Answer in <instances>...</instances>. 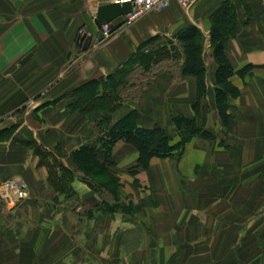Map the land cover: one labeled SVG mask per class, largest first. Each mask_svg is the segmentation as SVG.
<instances>
[{"label": "crops", "instance_id": "1", "mask_svg": "<svg viewBox=\"0 0 264 264\" xmlns=\"http://www.w3.org/2000/svg\"><path fill=\"white\" fill-rule=\"evenodd\" d=\"M115 1L121 0H0V264H80L86 258L82 254L77 262L74 242L79 238L70 227L90 220L99 194L79 177L71 152L80 145L96 144L105 116H112V124L135 105L123 104L108 115L104 114L106 106L81 112L71 107L73 90L112 74L150 39L164 44L188 25H195L207 37L213 15L224 4L236 28V34L225 42L226 55L234 69L255 65L244 77L231 76L240 92L234 123L228 126L233 141L220 145L225 146L224 152L197 153L202 169L215 173L225 168V182L220 174L206 180L197 174L195 190L186 192L180 202L186 205L181 206L182 216L170 214L163 226L169 225L171 239L186 242L185 246L180 243V264H192V258L193 264H264L263 213L254 220L263 226L258 233L252 232L253 220L247 219L245 228L235 234L233 216L208 221L203 210L207 201L210 207L219 199L230 202L236 193V176H249V172L264 176V0H189L186 7L171 1L164 9L148 12L97 40V7ZM193 77L175 79L180 97L194 93ZM166 80L173 84L168 75L160 77ZM181 86L189 94H181ZM31 143L49 149L75 172L73 197L61 195L49 184L47 168L38 163ZM115 144L112 153L117 159H124L122 150L136 159L137 152L129 143L120 139ZM9 180L23 189L20 200L15 190L1 185ZM220 193L229 195L216 198ZM252 202L262 210V186L252 189L244 201L249 208ZM175 225H179L176 236L172 235ZM217 225H223V233H218ZM81 234L89 235L86 229ZM235 239L239 243L234 249L230 241Z\"/></svg>", "mask_w": 264, "mask_h": 264}, {"label": "rangeland", "instance_id": "2", "mask_svg": "<svg viewBox=\"0 0 264 264\" xmlns=\"http://www.w3.org/2000/svg\"><path fill=\"white\" fill-rule=\"evenodd\" d=\"M122 25L127 24L124 22ZM108 35L104 34V37ZM256 36L257 33L255 34V39ZM168 41L175 43L174 38H168ZM143 44L145 46L139 52L136 51L138 48L133 50L132 53L135 52L134 54L137 55L132 56L125 63L131 53L118 67L119 70H117L118 68L115 70L118 72L114 71L115 73L112 74L114 79H117L122 74L123 79L121 81L117 80L118 89L113 93L120 100H118L119 104L115 105V109H118L123 104L130 106L127 104L129 102L134 103L135 108L132 109L137 111V124L144 127H161L165 130L172 144L177 143L181 137H185L187 130L185 125L177 128L173 123V117L194 118L197 125L213 134V138L190 136L182 147L176 149L173 155L165 158L154 157L149 166L144 169L137 166L136 159H134L135 155L133 156L131 152L122 150L120 152V155L124 158L122 160L113 156L112 152L116 145L114 144L109 159L106 160L108 163L107 173L102 176L87 178V181L93 187L86 180H83L82 175H79L87 185L99 194L97 208L91 211L92 217L90 220L70 227V230L79 238L78 241L74 242L77 251V262L80 258L83 259L82 254L86 256L80 264H180V243L185 246L186 242L181 240L180 242L178 237L171 239L167 231L169 225L164 228L163 222L171 217L170 214L173 215V218L177 215L182 216L181 206L185 204H180V202L184 199L186 192L195 190L197 174H203L201 177H205L206 180V178L210 179L211 176L216 177L218 174L223 177L226 171L225 168H221L213 173L210 170L202 169L201 164L203 162H201V159H197L198 151H203V153L206 151L224 152L226 150L225 146L222 147L224 142L227 140L233 141L231 136L233 132H228V126L231 127L230 124L234 123V114L236 109H238L237 99L240 96L238 94L236 97H229V123L227 126H223L214 103L215 62L212 57L209 35L206 37L202 32V53L206 68V91L200 98L197 97L196 80L191 75L189 76L193 77L195 84L194 93L192 91L191 96L181 95L182 97H180L176 92L177 81L175 79L181 75L180 65L182 58L180 48L172 45L171 48L175 50L172 56L153 62L154 58L148 55L152 52L150 48L153 44L148 41L143 42ZM151 49L154 50L155 48ZM262 68H264V65H262ZM123 73H125V76H123ZM164 74L173 79V84L169 85L167 80L160 81V77L164 76ZM188 85L191 87V83ZM100 88L99 86L98 90H96L98 96L101 93ZM179 88L182 89L181 94H189V89L186 87L181 86ZM115 101H112V103L117 104L118 101ZM98 103L102 106L109 105L106 101ZM193 104L196 105V110L192 108ZM107 109L108 111L104 113L105 115H108L109 111H113L109 108ZM111 117V115L105 116V121L102 123L107 125L110 123ZM94 146L98 152L97 154H99V159L105 161L104 155L101 154L100 144L96 141ZM31 148L35 154L39 155L40 159L43 152H51L36 143H31ZM219 165L220 163L217 164V167ZM249 174V176L245 175L239 178L236 176V193L230 202L219 199L216 205L210 207L211 205L207 201L203 206V210L206 209L204 216H207V218L204 217L205 220L210 221L212 217H217L218 219L219 217L233 216L237 224V229L234 231L235 234L242 230L240 228H245L247 219L253 220L251 226L253 233H258L263 228L260 224H255L254 220L256 218L259 220L260 215L264 214V204L262 203V210H260L259 204L254 206L255 202H252V207L249 208V205L246 207L244 201L252 189H258L262 186V192L264 191V176H251V172ZM247 177L249 179H246ZM222 180L224 181L225 177ZM10 183L21 189L19 183L14 180H9L1 185L7 188L6 185ZM239 186L241 187L240 190ZM21 190L23 191V189ZM16 194L15 198L20 200L21 198L17 197ZM61 195L65 196L66 194L62 193ZM74 195L75 193L66 196L73 197ZM228 195V193H220L215 197L226 199ZM257 200H259L258 196ZM200 207L202 208V206ZM78 210L81 212L80 209ZM173 227L172 235L176 236L179 231V225ZM216 227H219L218 233L224 232L223 225H217ZM85 229L90 237L89 235L81 234V231ZM255 229H257L256 232L253 231ZM82 238L87 239L82 240ZM230 243L235 249L239 242L235 239V242L232 240ZM194 261L195 258H192L191 263L193 264Z\"/></svg>", "mask_w": 264, "mask_h": 264}, {"label": "trees", "instance_id": "3", "mask_svg": "<svg viewBox=\"0 0 264 264\" xmlns=\"http://www.w3.org/2000/svg\"><path fill=\"white\" fill-rule=\"evenodd\" d=\"M227 4H224L212 18V25L209 29V43L212 49V57L215 62L214 70V103L218 111L221 123L227 126L229 123V97H236L239 94L238 87L231 81V76L236 74L239 77H244L255 67L254 64L249 63L239 69H234L231 61L225 52V42L228 38L236 34V28L232 20L233 16L226 12ZM175 43L168 41L164 44H154L150 48L151 53L148 54L154 58L153 62H157L163 58L172 56L174 49L172 45L180 48V55L182 63L180 65L181 75H191L196 79L197 97L200 98L205 94V62L202 53V32L195 25H188L179 31L173 37ZM144 44L141 43L136 51L142 50ZM169 46V47H168ZM135 53V52H134ZM132 53L131 57L137 54ZM124 63V64H125ZM119 70V68L117 69ZM118 72V71H115ZM113 72V73H115ZM112 73V74H113ZM112 74L107 75L101 79H91L78 87L73 92L75 102L71 104L73 108H79L81 111H89L99 106L98 102L106 101L109 103L106 108L114 110L119 104V98L113 95L117 91V80L121 81L122 74L114 79ZM125 76V73H123ZM118 84V83H117ZM101 87L100 96H98V87ZM114 96V97H113ZM118 101L112 103V101ZM115 101V102H116ZM112 103V104H111ZM116 105V106H115ZM192 108L196 110V105ZM137 111L132 109L122 117L118 118L112 124L103 125L102 132L97 137L96 141L100 144L101 154L104 155L105 161L99 159L96 147L93 145H80L71 152L73 162L76 164L77 170L82 175L83 180L87 178H94L102 176L107 173L108 163L111 154L112 146L120 139L129 143L137 152L136 164L138 167L147 168L154 157L165 158L174 154L176 149L182 147L184 142L190 136L196 135L204 138H213V134L196 124L194 118L181 116L180 118L173 117V123L177 128L181 125L187 127L186 136L181 137L177 143L172 144L165 130L158 126L144 127L137 124ZM39 164L46 166L48 171V182L59 193L71 195L74 193L71 181L75 176V172L64 167L52 152H43ZM86 178V179H85ZM88 182V181H87ZM89 183V182H88ZM93 187L92 184L89 183Z\"/></svg>", "mask_w": 264, "mask_h": 264}, {"label": "water", "instance_id": "4", "mask_svg": "<svg viewBox=\"0 0 264 264\" xmlns=\"http://www.w3.org/2000/svg\"><path fill=\"white\" fill-rule=\"evenodd\" d=\"M129 1L123 2H108L97 7L94 22L99 28L97 40L104 38L102 26L107 25V34H111L124 23V15L131 10Z\"/></svg>", "mask_w": 264, "mask_h": 264}, {"label": "built area", "instance_id": "5", "mask_svg": "<svg viewBox=\"0 0 264 264\" xmlns=\"http://www.w3.org/2000/svg\"><path fill=\"white\" fill-rule=\"evenodd\" d=\"M129 1L132 5L131 10L124 15L125 24H132L134 21L141 18L148 12L159 11L164 9L171 1L176 2L177 4L186 7L189 5V0H121ZM102 31L106 35L108 28L107 25L102 26ZM7 190H15L17 197L22 198L24 192L17 186L13 184H7Z\"/></svg>", "mask_w": 264, "mask_h": 264}]
</instances>
